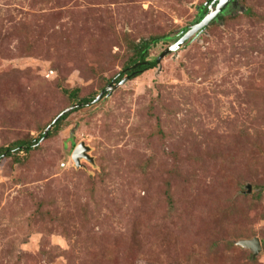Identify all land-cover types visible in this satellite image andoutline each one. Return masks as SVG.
Masks as SVG:
<instances>
[{
	"label": "rangeland",
	"instance_id": "1",
	"mask_svg": "<svg viewBox=\"0 0 264 264\" xmlns=\"http://www.w3.org/2000/svg\"><path fill=\"white\" fill-rule=\"evenodd\" d=\"M212 1L0 0V150L46 132L68 91L118 84L0 160V264H264V0L116 81ZM81 142L94 160L78 167ZM255 237L257 255L237 243Z\"/></svg>",
	"mask_w": 264,
	"mask_h": 264
},
{
	"label": "water",
	"instance_id": "2",
	"mask_svg": "<svg viewBox=\"0 0 264 264\" xmlns=\"http://www.w3.org/2000/svg\"><path fill=\"white\" fill-rule=\"evenodd\" d=\"M221 2H219V6L216 9L215 12L208 14L206 16V18L192 26L190 29L191 31L187 34V36H185L184 38H182V40H180L178 43L173 44L169 47V49L167 51H165L163 54H161V56L159 58H157V60L155 61H151V62H140L135 64L134 66L128 68L127 70H130L131 68H136L138 67L140 64H148L150 67H153L157 64H159L162 59L169 54L170 52L174 51L175 49H177L178 47L182 46V44L185 42L186 39H188L190 36H192L193 34L199 32L200 30H202L203 28H206L211 21H213L218 15L219 13L222 11V9L227 5L228 0H220ZM130 76L127 75V79H129ZM127 79H123L119 82V84H123L126 82ZM115 83V81L113 82ZM118 86V84H110V86L108 88H106L104 91H102V93L100 94V96L98 98H96L94 100V102L99 101L102 97L105 96V94H110V92L114 91V89ZM80 105L79 104H75L73 106H71L70 108H68L67 110L63 111L54 121V123L46 130L45 132V136L42 139H45L49 134L50 131L54 128L55 124L61 119V117L65 114H67L68 112H71L75 109H77ZM90 151V147L85 143V142H81L79 145H77V147L75 148L74 152H73V159L76 163V165L79 167L82 165V159H86L89 161H93L94 158L90 155L89 153ZM239 245H241L244 248H249L253 251V253L255 255H257L261 250H262V244H261V240L258 237H255L253 239H247V240H241L239 242H237Z\"/></svg>",
	"mask_w": 264,
	"mask_h": 264
},
{
	"label": "trees",
	"instance_id": "3",
	"mask_svg": "<svg viewBox=\"0 0 264 264\" xmlns=\"http://www.w3.org/2000/svg\"><path fill=\"white\" fill-rule=\"evenodd\" d=\"M223 16H220V18H222ZM161 40L160 37H153L149 40H142L139 44H137L135 48V56L134 59L130 61L129 65L127 66V69L134 66L137 63H144V62H151L149 60L150 58V51L152 49V47L157 44L159 41ZM155 61V60H154ZM156 66V65H155ZM154 67V66H153ZM148 64H140L138 67L136 68H131L130 70L125 69V72L121 73L117 78L116 81L119 83L123 78L124 75H129L130 77H136L138 75H140L141 73H143L145 70H148L150 68ZM69 92V96L70 98L76 103L78 102V104L80 105L77 109L83 107V106H87L88 104H90L91 102H94L95 98H83L80 99L79 98V89H75L72 91H68ZM92 99V100H91ZM70 113H67L65 115H63L61 117V119L55 124V128L56 130L59 129L60 125L62 124V122L64 120H66L69 117ZM53 132L50 131V135L52 136ZM45 136V132L39 137V138H34L30 141L28 140H20L15 142L13 145H11V147L9 148H2L0 150V160L2 159V157L4 156V154H8V155H14L15 157H17V155L15 154V152H23V151H27L29 152L30 150L33 149L34 146H36L41 139Z\"/></svg>",
	"mask_w": 264,
	"mask_h": 264
},
{
	"label": "flooded vegetation",
	"instance_id": "4",
	"mask_svg": "<svg viewBox=\"0 0 264 264\" xmlns=\"http://www.w3.org/2000/svg\"><path fill=\"white\" fill-rule=\"evenodd\" d=\"M220 1V0H219ZM214 2V0L212 1V3ZM218 3V1H216ZM236 0H228V3L227 5L222 9V11L219 13V15L215 18V19H219L220 16H223L224 15V12L228 9L229 5L232 3L234 5V7L236 6ZM216 3V4H217ZM219 4V3H218ZM214 19V20H215Z\"/></svg>",
	"mask_w": 264,
	"mask_h": 264
}]
</instances>
